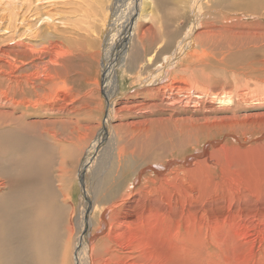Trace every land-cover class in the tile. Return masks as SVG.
Returning a JSON list of instances; mask_svg holds the SVG:
<instances>
[{
    "label": "bare ground",
    "instance_id": "obj_1",
    "mask_svg": "<svg viewBox=\"0 0 264 264\" xmlns=\"http://www.w3.org/2000/svg\"><path fill=\"white\" fill-rule=\"evenodd\" d=\"M139 1L120 26L118 59L108 49L102 58L104 84L114 87L104 112L98 97L99 110L88 102L93 90L85 106L70 95L80 53L93 44L92 0H0V264H264V144L240 160L241 148L209 142L249 132L238 113L264 101V38L229 24L223 9L235 0L211 13L212 0H181L192 24L145 72L142 55L152 50L151 61L160 47L146 46L153 27L135 15L158 17L168 3ZM241 1L234 14L264 9V0ZM116 65L137 87L119 101Z\"/></svg>",
    "mask_w": 264,
    "mask_h": 264
},
{
    "label": "rangeland",
    "instance_id": "obj_2",
    "mask_svg": "<svg viewBox=\"0 0 264 264\" xmlns=\"http://www.w3.org/2000/svg\"><path fill=\"white\" fill-rule=\"evenodd\" d=\"M100 1L101 0H94V1L92 0V10H91L92 12H90V14L88 15V17H89L88 20H90V22H92V23H90V26L88 24V26H89V28L92 29L91 38H92L93 44L88 45L90 48L87 49L86 51L80 53V59L78 58V61H77V63L79 64L78 65V77H77V81L75 82L74 86H72V87H74V90H72L70 95L73 98H76V102H75L76 106L78 105L79 101L82 102L81 106L82 105L85 106L84 98L89 91L93 90L94 94L91 93L92 95H91V98L88 100V102H90V103L94 102L97 100V97H98L102 101V103L104 104V112H105L106 102H105V98H104V95H105L104 93L106 91L107 95L113 94L114 93L113 92L114 87H113V85L111 86L112 82L110 83L109 86H105V84H104L105 75H104L103 71H104L105 67H104V64L102 62V58H105V56H104L105 50L108 49V51H110L108 59H113V60L118 59V57H119L118 53L122 49L121 45H123L122 38H124V36H125V29L120 28V26H123L126 23L127 17L129 16V12H130V7H131L130 5L132 2H131V0H123V1L122 0H110V4H108L109 0H105V2H100ZM149 1L151 2L154 0H149ZM166 1L168 4H165L166 2L162 3V1L160 2V9H159V12L157 13L158 17L153 16V13H144L141 9L138 10L136 15H135V18H136L135 22L136 23L138 22L139 24H143V25L150 24L153 27V28H151V30H152V33L154 34V36H153L154 40L149 39V41L146 42V46L150 43H153V44H151L153 47H154V45H157L160 47L159 53L157 55H154V57H153L154 59L151 61H149L148 58L152 54V50H151V54H149V55L147 54V56L142 55L143 52L141 53L144 60H147V62H145L141 65L142 67L146 68L144 70L145 72H148L149 70L153 71L159 65L158 61H161L164 57H166L164 55L161 56V54H162L161 52L164 49H167V51L163 52V53H167L168 55H170L169 53H170L172 47L175 46V41L180 40L182 34H184L186 32V29H188V27L192 24V19L189 18V15L184 16V14H181L182 12H180V14H179L180 9H178V7L176 6V3H180L181 0H166ZM212 1L214 3V7H212L210 13L214 12L217 8L221 9L222 6H225V3L222 0H212ZM249 1L250 0H242L241 1L242 4H240V5L243 7V3H249ZM99 2L101 4H99ZM140 2H142V0L139 1L138 5L140 4ZM171 2H172V5H171ZM210 2H211V0H203L202 4L204 7H209L207 5H210L209 4ZM169 3H170V5H169ZM186 3H187V0H186ZM105 4H106V8L108 5L111 6L110 7L111 9H109L106 17H105L106 9L103 6ZM232 4H234L233 8H231V9L224 8L223 9V11H227V13L229 14L228 20L229 21L231 20L229 24L233 25L236 23L238 26L237 30H240L241 32L244 30L243 32L246 35L253 36V34L254 35L256 34V36H254V37H256L258 39L264 38V9L256 10L254 12H249L243 8L242 10H238V12L236 14H234V12H236V11H232V9H234V8L238 9L239 5L236 3V0H235V3H232ZM249 5L250 4H248V6ZM95 6H96V8H95ZM97 6L99 9L97 8ZM83 8H85V6H83ZM94 8H95V10H93ZM99 11H100V14H99ZM110 11H111V14H110ZM121 12H124L125 19L119 21V19H118L119 16H122ZM79 13H80V10H79ZM186 14H187V12H186ZM247 15L256 16V17L250 18V17H247ZM214 16H216V15H214ZM78 18H82L81 13H80V16ZM117 19H118V21H117ZM208 19H211V17H209V16L206 17L204 19V21H207ZM83 20L86 22V18H83ZM211 20H213V19H211ZM110 21L112 24L111 26L109 25ZM82 25H83L82 27L84 28L86 24L82 21ZM154 25L156 27H154ZM41 26L43 27L45 25H43V23H42ZM93 30H95V31H93ZM115 36H117L116 39L118 41L116 40L115 42L109 44V42L113 41L112 37L115 38ZM43 42L44 41H41V43H42L41 44L40 41H37L38 45H37V43H36V45L39 47H42V45H43V47H48L51 45L48 43V40H45V42L47 44L45 42L44 43ZM171 42H172V46L170 45ZM100 43H102L104 48L102 49L101 53H99V55H98V45ZM260 58L264 59V53L262 54V56ZM155 61H157V62H155ZM156 63H158V64H156ZM118 69L119 68H117V65H116V68L114 71L117 72L116 74H117L118 79H119V82H118L119 87H118V90L116 92V96L114 97V99L118 95L116 100L119 101V100H123L124 98H126V96L134 95V93H135L134 91H137L136 90L137 87H135V85L132 84V78L130 79L128 76H126V77H122V79H121V74H120V71H118ZM226 90L228 92L231 91L232 90V84H227ZM69 96H67L66 98H63L65 100V102H64L65 104L70 102L71 98ZM248 96L249 97L252 96V98H253L255 96V94H248ZM66 99H67V101H66ZM253 99L254 100L252 101V103H250V105L249 104H247L248 106L245 105L246 108L248 107L247 109L245 108V110L238 113L239 117H242L245 114L244 117H242V118H245L246 120L248 119L247 120L248 122L244 119L243 120H244V122H247L248 124L251 125V127L249 128V132L247 130L246 134L243 135L240 132L232 131L228 135H226L227 133H223L222 135H218V136H216L210 140L207 139L206 137H204L201 140V143L196 147L197 149L194 151L190 150L188 152L187 156L189 158H192V156L195 155L197 152H199L200 150L202 151L205 148L204 145L208 143V140L211 143L216 142V145L220 144L219 146H225L228 149H232V148H238L239 149V148H241L242 150H244L241 153L236 154L235 159L238 158L240 160H246V159H249L250 157L255 156L258 153L259 149L257 147L253 148V146H256L258 144H264L263 143L264 139H260L261 136L264 135V132H263L264 126L260 125V124H262V122L264 123V101H258L255 97ZM98 102H99V100H97L96 103H92L91 105L93 108L99 110L100 108L97 105ZM254 104H256V105H254ZM227 109L228 108H225L222 110L225 111ZM83 115L84 114H82L80 112L79 120L84 124L86 120H84L85 118ZM87 115H89V117L92 120H95L97 118L98 114L95 113L92 115V117H91V114H87ZM227 115H229L228 112H227ZM259 119L261 121H258ZM36 120L40 121L41 119H36ZM258 122L260 123L259 124L260 126L258 125ZM258 126H259L260 130H259ZM205 132H208V131L205 129L204 133ZM204 133L201 135V137L206 135ZM209 150L210 151L214 150V147H211ZM237 152H240V149ZM244 153H245V155H244ZM240 154L242 157L240 156ZM179 160H184V159L180 158ZM210 160L212 161L211 157H210ZM210 160H209V162H210ZM178 161L174 160L173 162H178ZM176 166L182 167V165L180 163L179 164L175 163L172 165V167H176ZM218 167H219L218 165L217 166L214 165V167H212V169L219 171ZM215 176H217V175H215ZM130 179L131 178L128 176L126 179L123 180V184L124 185L130 184L131 183Z\"/></svg>",
    "mask_w": 264,
    "mask_h": 264
}]
</instances>
